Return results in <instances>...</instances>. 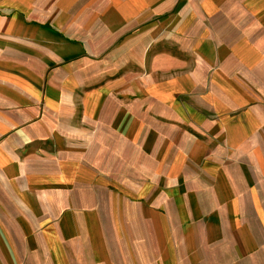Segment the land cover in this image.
Returning <instances> with one entry per match:
<instances>
[{
	"label": "rangeland",
	"instance_id": "374dc122",
	"mask_svg": "<svg viewBox=\"0 0 264 264\" xmlns=\"http://www.w3.org/2000/svg\"><path fill=\"white\" fill-rule=\"evenodd\" d=\"M245 1L0 0V40L13 43L8 56L18 42L25 65L37 56L44 78L51 69L61 77L53 84L71 85L80 174L114 180L169 213L173 196L191 204L218 188L227 197L232 162L260 170L250 150L264 156V13H227ZM16 20L22 35L9 28ZM79 43L85 55L62 67L57 53L72 56ZM262 167L250 184H262Z\"/></svg>",
	"mask_w": 264,
	"mask_h": 264
},
{
	"label": "crops",
	"instance_id": "0c3cea01",
	"mask_svg": "<svg viewBox=\"0 0 264 264\" xmlns=\"http://www.w3.org/2000/svg\"><path fill=\"white\" fill-rule=\"evenodd\" d=\"M259 1L260 9L246 0L227 13L247 19L253 9L263 19ZM18 23L9 28L22 35ZM9 44L0 40V264H264V181L250 184L264 165L258 147L250 151L259 171L243 160L227 165V197L218 188L186 198L191 204L177 195L173 212L159 211L114 180L80 174L87 168L73 159L85 151L72 144L71 85L53 84L61 77L51 69L44 78L37 56L25 65L18 42L8 56ZM70 53H57L62 67L85 55L81 43Z\"/></svg>",
	"mask_w": 264,
	"mask_h": 264
}]
</instances>
